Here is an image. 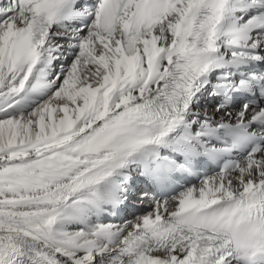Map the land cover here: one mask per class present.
I'll use <instances>...</instances> for the list:
<instances>
[{"label": "snow or ice", "instance_id": "snow-or-ice-1", "mask_svg": "<svg viewBox=\"0 0 264 264\" xmlns=\"http://www.w3.org/2000/svg\"><path fill=\"white\" fill-rule=\"evenodd\" d=\"M252 218L264 0H0V264H264Z\"/></svg>", "mask_w": 264, "mask_h": 264}, {"label": "clouds", "instance_id": "clouds-1", "mask_svg": "<svg viewBox=\"0 0 264 264\" xmlns=\"http://www.w3.org/2000/svg\"><path fill=\"white\" fill-rule=\"evenodd\" d=\"M234 244L241 250L257 245H264V221L256 218L246 220L238 226L233 225Z\"/></svg>", "mask_w": 264, "mask_h": 264}, {"label": "bare ground", "instance_id": "bare-ground-1", "mask_svg": "<svg viewBox=\"0 0 264 264\" xmlns=\"http://www.w3.org/2000/svg\"><path fill=\"white\" fill-rule=\"evenodd\" d=\"M144 211V208L142 207L140 210L137 209V212L140 213V212H143Z\"/></svg>", "mask_w": 264, "mask_h": 264}]
</instances>
